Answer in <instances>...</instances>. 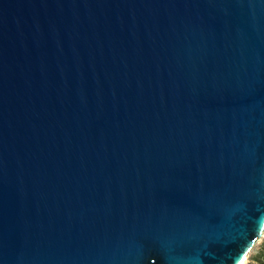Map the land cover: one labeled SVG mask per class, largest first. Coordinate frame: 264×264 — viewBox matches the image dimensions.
I'll use <instances>...</instances> for the list:
<instances>
[{
    "label": "water",
    "instance_id": "obj_1",
    "mask_svg": "<svg viewBox=\"0 0 264 264\" xmlns=\"http://www.w3.org/2000/svg\"><path fill=\"white\" fill-rule=\"evenodd\" d=\"M264 236V0H0V264H242Z\"/></svg>",
    "mask_w": 264,
    "mask_h": 264
},
{
    "label": "rangeland",
    "instance_id": "obj_2",
    "mask_svg": "<svg viewBox=\"0 0 264 264\" xmlns=\"http://www.w3.org/2000/svg\"><path fill=\"white\" fill-rule=\"evenodd\" d=\"M263 245H264V236L262 237V239L258 241L257 245L248 254L244 264H252L253 259L257 258L261 254L263 250Z\"/></svg>",
    "mask_w": 264,
    "mask_h": 264
},
{
    "label": "trees",
    "instance_id": "obj_3",
    "mask_svg": "<svg viewBox=\"0 0 264 264\" xmlns=\"http://www.w3.org/2000/svg\"><path fill=\"white\" fill-rule=\"evenodd\" d=\"M263 252H264V245L261 254L257 258L253 259L252 264H264V260L261 258Z\"/></svg>",
    "mask_w": 264,
    "mask_h": 264
},
{
    "label": "crops",
    "instance_id": "obj_4",
    "mask_svg": "<svg viewBox=\"0 0 264 264\" xmlns=\"http://www.w3.org/2000/svg\"><path fill=\"white\" fill-rule=\"evenodd\" d=\"M261 258L264 260V252H263V254L261 255Z\"/></svg>",
    "mask_w": 264,
    "mask_h": 264
},
{
    "label": "bare ground",
    "instance_id": "obj_5",
    "mask_svg": "<svg viewBox=\"0 0 264 264\" xmlns=\"http://www.w3.org/2000/svg\"><path fill=\"white\" fill-rule=\"evenodd\" d=\"M246 259H247V257H246V258H245V260L242 262V264H244V263H245Z\"/></svg>",
    "mask_w": 264,
    "mask_h": 264
}]
</instances>
